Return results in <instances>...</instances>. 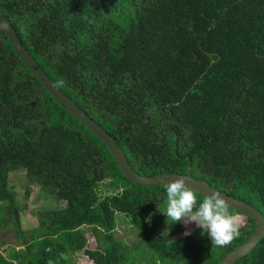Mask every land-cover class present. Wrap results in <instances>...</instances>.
<instances>
[{
    "label": "trees",
    "instance_id": "obj_1",
    "mask_svg": "<svg viewBox=\"0 0 264 264\" xmlns=\"http://www.w3.org/2000/svg\"><path fill=\"white\" fill-rule=\"evenodd\" d=\"M1 16L134 172L190 174L264 217V0H0ZM19 170L65 202L30 232L8 189ZM105 180L114 191L103 196ZM166 199L160 185L128 181L0 34V222L12 221L22 246L0 252V264H71L79 251L93 264H219L254 234L244 216L225 247L198 227L169 241L149 222ZM119 214L144 246L114 239ZM83 227L100 246L87 247ZM168 229L169 238L186 231L182 221ZM234 264H264V238Z\"/></svg>",
    "mask_w": 264,
    "mask_h": 264
},
{
    "label": "rangeland",
    "instance_id": "obj_2",
    "mask_svg": "<svg viewBox=\"0 0 264 264\" xmlns=\"http://www.w3.org/2000/svg\"><path fill=\"white\" fill-rule=\"evenodd\" d=\"M113 182L105 180L99 185V194L106 195L113 192L111 188ZM8 189L12 197L15 199L16 204L19 206V224L22 232H30L32 229L37 228L39 225V214L52 209H60L65 206V202L57 200L52 194L43 189L36 183H31L27 178L24 170H19L9 174ZM5 203H2V207ZM167 199L160 205V207L153 213L152 219L149 221L152 225L158 228L163 237L169 241L175 240L184 235H177L169 238L168 224L170 219H167L163 214L166 211ZM229 211L236 215L240 221L241 226L245 223V217L242 214L229 208ZM9 215V216H8ZM12 214H5L6 220L12 217ZM151 218V216H150ZM152 221V222H151ZM12 221L0 222V252L7 255L10 249H20V239L17 237ZM149 223V224H150ZM184 224V223H183ZM185 225V224H184ZM186 227V231H192L196 228L195 223H190ZM87 237V247L89 249L100 246L102 241L97 240L92 234L90 227H83ZM114 239L118 242L125 244L129 249L142 247V241L139 233L134 229L131 224V218L127 215L119 214L116 218V227L114 229ZM71 264H93L82 251L74 252L70 256ZM132 264H147L146 259H138Z\"/></svg>",
    "mask_w": 264,
    "mask_h": 264
},
{
    "label": "water",
    "instance_id": "obj_3",
    "mask_svg": "<svg viewBox=\"0 0 264 264\" xmlns=\"http://www.w3.org/2000/svg\"><path fill=\"white\" fill-rule=\"evenodd\" d=\"M0 34L6 35L16 54L22 59L25 66L32 73V75L41 83L45 90L49 93L52 99L65 107V109L91 134H93L111 153L116 161L123 176L131 183L139 186L151 187L160 185L164 187V183L169 180L177 178V176H184L187 178V183L196 193L202 197L204 194H209L211 187L202 180H196L188 175H159L154 177H143L133 171L132 167L127 162L123 152L118 147L113 138L95 121L90 119L71 99L62 93L54 83L44 74V72L37 65L36 61L31 57L29 52L24 49L20 43L18 36L10 24V21L5 17H0ZM217 192V191H216ZM220 193V192H218ZM230 205V209L242 214L253 220L255 223L254 234L242 245L235 250L226 254L219 264H234L236 261L250 254L259 242L264 238V217L251 206L238 201L230 196L220 193Z\"/></svg>",
    "mask_w": 264,
    "mask_h": 264
},
{
    "label": "clouds",
    "instance_id": "obj_4",
    "mask_svg": "<svg viewBox=\"0 0 264 264\" xmlns=\"http://www.w3.org/2000/svg\"><path fill=\"white\" fill-rule=\"evenodd\" d=\"M167 197V219L183 222L185 226L195 223L196 227L209 237L211 244L225 247L240 236L241 221L230 211V205L218 192L204 194L202 202H198L196 190L187 183V178H177L164 183ZM185 231L184 235H190Z\"/></svg>",
    "mask_w": 264,
    "mask_h": 264
}]
</instances>
